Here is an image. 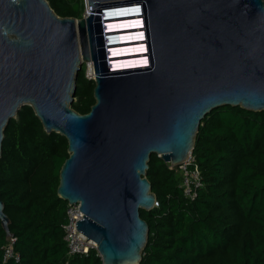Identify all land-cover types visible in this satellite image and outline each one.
<instances>
[{"label":"water","instance_id":"water-1","mask_svg":"<svg viewBox=\"0 0 264 264\" xmlns=\"http://www.w3.org/2000/svg\"><path fill=\"white\" fill-rule=\"evenodd\" d=\"M87 2L89 15L77 20L59 17L47 0H0V158L7 126L32 107L46 133L68 140L58 196L81 205L77 230L102 264H141L149 226L140 212L158 205L151 156L180 167L209 113L264 111V0ZM133 18L143 28L103 32L104 21ZM140 31L144 42L117 46L144 43L146 54L110 60L146 57L148 66L111 71L104 36ZM81 54L96 73V103L85 115L73 109ZM4 210L0 198L11 242Z\"/></svg>","mask_w":264,"mask_h":264},{"label":"trees","instance_id":"trees-1","mask_svg":"<svg viewBox=\"0 0 264 264\" xmlns=\"http://www.w3.org/2000/svg\"><path fill=\"white\" fill-rule=\"evenodd\" d=\"M62 18H84V0H47ZM83 63L73 109L96 103ZM68 140L46 133L32 107L7 126L0 158V198L11 220V244L0 221V264H102L95 250L69 257L64 225L68 202L58 196ZM190 170L202 188L192 201L184 174L153 154L147 178L158 205L141 210L149 240L141 264H264V111L224 106L201 122ZM12 245L14 256L5 259ZM15 257H18L19 260Z\"/></svg>","mask_w":264,"mask_h":264},{"label":"built area","instance_id":"built-area-1","mask_svg":"<svg viewBox=\"0 0 264 264\" xmlns=\"http://www.w3.org/2000/svg\"><path fill=\"white\" fill-rule=\"evenodd\" d=\"M84 1L86 5L88 6V3L86 2V0ZM112 26L113 25L108 26L109 28H107V30L111 31L112 28L110 27ZM130 34H136V33H130ZM130 34H125V36H129ZM141 47H143V45L131 44V45L123 46L122 48H124V50H129V52H132V48L137 49ZM135 52L137 53V50ZM139 59H142V58L127 59L123 61H133V60L138 61ZM140 64L142 63H138L137 65H140ZM114 65L115 64L111 66V71L115 67H117ZM118 67H121V66H118ZM193 162H194V159L191 153L188 161L179 167L180 170L183 172L184 178H185L183 182L184 194L188 199L192 201L197 197L198 190L202 188L201 173L199 169L197 167H195L192 170L189 169V167L193 165ZM80 207L81 205L79 203L73 204V205L69 204L68 209H67V222L64 225V231H65V241L68 245V255L70 258L75 257L77 255L88 256L92 250H95L97 252V245L92 240H88V238L85 237L83 233L77 230V222H79L80 220L84 218L83 217L84 214L82 211H80ZM14 241L15 239L11 241V244H13ZM13 256H14V252H13L12 245H9L5 251V259L11 258ZM15 258L17 259V261L19 260L18 257H15Z\"/></svg>","mask_w":264,"mask_h":264},{"label":"bare ground","instance_id":"bare-ground-1","mask_svg":"<svg viewBox=\"0 0 264 264\" xmlns=\"http://www.w3.org/2000/svg\"><path fill=\"white\" fill-rule=\"evenodd\" d=\"M125 13H128V12H119V13H116V16L118 17V18H122L121 16H125L126 14ZM105 15V14H104ZM106 16V15H105ZM108 18V17H107ZM133 19H137V20H133V21H127V22H124V23H122L121 25H123V26H133V27H127L126 29L127 30H133V29H141V28H143V26H142V21L139 19V18H133ZM124 20H130V19H124ZM119 22V21H122V20H116V21H108V22ZM116 25L118 24V23H115ZM115 26V25H114ZM113 27V26H112ZM118 26H116V28H117ZM124 28V27H123ZM126 29H123V31L124 30H126ZM120 30V29H119ZM118 31V30H117ZM120 31H122V30H120ZM112 32H115V31H112ZM108 33V32H107ZM123 38H125V39H128L130 42L131 41H133V43H136V42H144V33H142L141 31L140 32H138V33H136V34H130L129 36H123ZM138 38V39H137ZM135 41V42H134ZM87 42H88V38H87ZM144 43H139L138 45H143ZM88 45H90L89 44V42H88ZM124 46V45H123ZM125 46H127V45H125ZM117 47H121V46H117ZM135 48H132V53L131 52H129V50H123V49H120V50H118L117 52L119 53V55H117V56H119V57H123V56H131V55H135V54H137V55H140V54H146V45H143V47H141V48H137V49H135ZM137 50V53L135 52ZM122 52H123V54H125V55H122ZM115 53V52H114ZM128 53H131V54H128ZM89 54H90V47H89ZM116 56V57H117ZM130 58H137V57H130ZM130 58H122V59H113V60H117V62L115 63V62H113V63H115V65L114 66H117V67H115L113 70H121V69H129V68H138V67H145V66H147L148 64H147V59L146 58H142V59H139L138 61L137 60H133V61H123V60H125V59H130ZM112 60V61H113ZM119 60H122V61H119ZM81 62H82V54H81ZM138 63H142V64H140V65H137ZM111 65H113V64H111ZM110 65V66H111ZM118 66H121V67H118ZM92 69H91V74L92 75H94V76H96V73H95V68H94V65H92ZM112 70V71H113Z\"/></svg>","mask_w":264,"mask_h":264},{"label":"rangeland","instance_id":"rangeland-1","mask_svg":"<svg viewBox=\"0 0 264 264\" xmlns=\"http://www.w3.org/2000/svg\"><path fill=\"white\" fill-rule=\"evenodd\" d=\"M86 2H87V0H86ZM88 3V2H87ZM89 7L86 5V11H85V15H84V18H87V16L89 15L88 13H89ZM130 20H137V19H130ZM130 20H122V21H130ZM119 22H121V21H119ZM112 23H115V22H112ZM117 23V22H116ZM86 37L88 38V42H89V35H88V29H87V25H86ZM89 44H90V42H89ZM144 45V44H143ZM79 46H80V36H79ZM89 47H90V45H88ZM92 54H91V48H90V56H91ZM146 58V57H145ZM125 60H127V59H125ZM114 61V60H113ZM119 61H122V60H119ZM115 62V61H114ZM82 63H84V64H86V69H87V76H88V78L89 79H95V77L96 76H94V75H92L91 74V69L93 68L92 67V65H94V62L93 61H84L83 60V58H82ZM94 68H95V66H94ZM110 68H111V66H110ZM76 102V101H75ZM74 102V103H75Z\"/></svg>","mask_w":264,"mask_h":264},{"label":"clouds","instance_id":"clouds-1","mask_svg":"<svg viewBox=\"0 0 264 264\" xmlns=\"http://www.w3.org/2000/svg\"><path fill=\"white\" fill-rule=\"evenodd\" d=\"M105 18H106V16L103 15V16H102V20H104ZM130 21H133V20H130ZM121 22H125V21H121ZM108 23H110L108 26L113 25V27H110V28H112L111 31H114V30H116V29L123 28V27H124V28H127V27H133V26H123V25H121L122 23L119 24L120 22H118V21H117V23H118L117 25L115 24L116 22L113 23V24H112V22H108ZM114 25H115V26H114ZM108 26H107V28H109ZM116 26H118V27L116 28ZM102 27H103V32H104V33H107V32H105L104 22H102ZM122 34H123V33H122ZM123 35H125V34H123ZM105 37H106V35L104 36V40H105ZM124 39H125V38H124ZM137 39H138V38H137ZM126 40H128V39H126ZM105 46H106V41H105ZM124 46H125V45H124ZM121 47H123V46H121ZM131 53H132V52H131ZM135 55H137V54H135ZM130 59H134V58H130ZM146 59H147V58H146ZM115 62H117V61H115ZM107 63H108V62H107ZM114 64H115V63H114ZM108 66H109V65H108ZM111 66H112V65H111ZM147 66H148V65H147ZM109 67H110V66H109Z\"/></svg>","mask_w":264,"mask_h":264}]
</instances>
